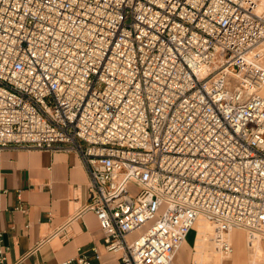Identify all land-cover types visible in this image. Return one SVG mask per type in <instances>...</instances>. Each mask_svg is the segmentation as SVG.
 Here are the masks:
<instances>
[{"label": "built area", "instance_id": "obj_1", "mask_svg": "<svg viewBox=\"0 0 264 264\" xmlns=\"http://www.w3.org/2000/svg\"><path fill=\"white\" fill-rule=\"evenodd\" d=\"M261 4L0 0V149L78 154L86 209L120 264H177L201 218L222 254L235 229L253 247L264 239Z\"/></svg>", "mask_w": 264, "mask_h": 264}, {"label": "crops", "instance_id": "obj_2", "mask_svg": "<svg viewBox=\"0 0 264 264\" xmlns=\"http://www.w3.org/2000/svg\"><path fill=\"white\" fill-rule=\"evenodd\" d=\"M89 200V175L78 154L18 145L0 149L2 264H78L81 255L92 264H120L119 254L105 249L99 220L86 209ZM260 249L264 264V239Z\"/></svg>", "mask_w": 264, "mask_h": 264}, {"label": "rangeland", "instance_id": "obj_3", "mask_svg": "<svg viewBox=\"0 0 264 264\" xmlns=\"http://www.w3.org/2000/svg\"><path fill=\"white\" fill-rule=\"evenodd\" d=\"M259 13H264V2L259 8ZM201 221H203V223L206 222L210 230L204 235H200L198 231V224ZM238 233L241 237L235 242L233 240L235 230L231 233L234 252L231 256H226L218 251L213 242V224L208 220L201 218L180 248L176 257L177 263L179 261L181 264H199L198 262H201V264H261L262 254L260 242L255 243L253 247H249L246 242V232L241 230ZM203 239L208 245V248L202 249L198 247V244H201Z\"/></svg>", "mask_w": 264, "mask_h": 264}, {"label": "bare ground", "instance_id": "obj_4", "mask_svg": "<svg viewBox=\"0 0 264 264\" xmlns=\"http://www.w3.org/2000/svg\"><path fill=\"white\" fill-rule=\"evenodd\" d=\"M199 221V220H198ZM198 231H199V234L200 235H204L206 233H208L210 230L206 224V222L203 223V221H201L199 224H198ZM201 239V238H200ZM199 239V240H200ZM202 240V239H201ZM208 245L206 244L205 240L203 239V241L201 242V244H198V247L199 248H202V249H205V248H208L207 247ZM201 259V258H200ZM204 260V259H202ZM199 264H201V262H198Z\"/></svg>", "mask_w": 264, "mask_h": 264}]
</instances>
